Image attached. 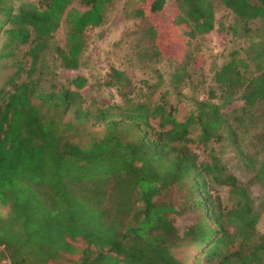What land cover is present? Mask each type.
I'll list each match as a JSON object with an SVG mask.
<instances>
[{
  "label": "trees",
  "instance_id": "1",
  "mask_svg": "<svg viewBox=\"0 0 264 264\" xmlns=\"http://www.w3.org/2000/svg\"><path fill=\"white\" fill-rule=\"evenodd\" d=\"M113 1L0 0V60L14 67L0 88V261L67 264L77 253L75 264H264V229L245 184L210 148L264 101V0H217L232 14L222 29L243 45L227 52L209 97L182 120L163 98L151 108L85 103L83 75L42 82L46 57L78 67L86 32ZM166 3L174 10L161 24L155 14ZM133 15L146 21V54L172 61V88L190 79L203 62L191 45L214 29V0H143ZM102 84L123 102L134 91L113 66ZM193 125L207 161L190 148ZM254 177L264 180V162ZM215 186L227 187L225 203ZM172 189L180 211L193 214L183 229L159 200Z\"/></svg>",
  "mask_w": 264,
  "mask_h": 264
},
{
  "label": "rangeland",
  "instance_id": "2",
  "mask_svg": "<svg viewBox=\"0 0 264 264\" xmlns=\"http://www.w3.org/2000/svg\"><path fill=\"white\" fill-rule=\"evenodd\" d=\"M142 2L143 0H114L107 8L102 23L86 32L85 46L80 54L78 67L74 70L63 69L51 57H46L42 68V82L68 85V81L75 75H83L86 84L80 94L85 103L94 101L97 106L143 103L151 108L163 98L175 108V118L184 119L194 111L195 100H205L209 97V90L214 88L211 76L224 61L227 52L242 46L243 43L222 29V25L231 23L232 14L214 0V29L197 36L191 45L192 49L202 56V65L190 79L177 88H172L169 83L173 70L172 61L146 54L149 50V43L144 35L146 21L133 15V11L142 6ZM173 10L169 3H166L161 12L155 14L156 20L166 24ZM56 34V41L61 44L62 30L58 29ZM24 49L23 46L20 47L16 54L20 55ZM109 66L124 71L134 85L133 93L125 102L121 100L115 88L102 84L104 73ZM13 70L14 67L8 61L0 60V88L5 85L7 76ZM240 105L241 101L235 100L226 106L224 111L238 108ZM229 124V127L221 129L222 137L219 141L212 142L210 148L225 171L245 184L253 210L259 215L256 229L260 233L264 229V180H255L254 175L259 164L264 162V101L252 107L241 122ZM197 133L198 129L193 125L189 133L193 139L190 148L197 153L199 159L207 161L206 150L197 143ZM215 188L225 203L227 187ZM180 195V191L172 189L161 195L159 200L171 208L169 216L175 226L183 229L193 220V214L180 211ZM4 209L0 207V212ZM74 245L78 248L82 246L80 242H75ZM188 253L190 254V251ZM77 257V253L69 255L67 264H75Z\"/></svg>",
  "mask_w": 264,
  "mask_h": 264
},
{
  "label": "built area",
  "instance_id": "3",
  "mask_svg": "<svg viewBox=\"0 0 264 264\" xmlns=\"http://www.w3.org/2000/svg\"><path fill=\"white\" fill-rule=\"evenodd\" d=\"M0 264H9V261L6 258L1 259Z\"/></svg>",
  "mask_w": 264,
  "mask_h": 264
}]
</instances>
